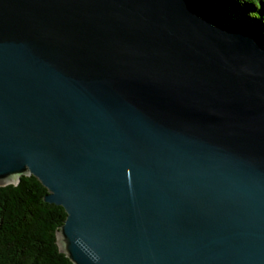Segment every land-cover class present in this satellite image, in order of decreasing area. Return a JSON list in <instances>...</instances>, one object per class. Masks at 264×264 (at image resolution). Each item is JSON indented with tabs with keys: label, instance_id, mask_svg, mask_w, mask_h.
Segmentation results:
<instances>
[{
	"label": "water",
	"instance_id": "95a60500",
	"mask_svg": "<svg viewBox=\"0 0 264 264\" xmlns=\"http://www.w3.org/2000/svg\"><path fill=\"white\" fill-rule=\"evenodd\" d=\"M23 176L72 264H264V48L194 0H0V186Z\"/></svg>",
	"mask_w": 264,
	"mask_h": 264
},
{
	"label": "trees",
	"instance_id": "16d2710c",
	"mask_svg": "<svg viewBox=\"0 0 264 264\" xmlns=\"http://www.w3.org/2000/svg\"><path fill=\"white\" fill-rule=\"evenodd\" d=\"M215 21L252 32L264 48V0H194ZM47 190L32 176L0 186V264H72L56 233L66 215L44 201Z\"/></svg>",
	"mask_w": 264,
	"mask_h": 264
}]
</instances>
